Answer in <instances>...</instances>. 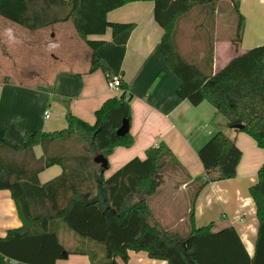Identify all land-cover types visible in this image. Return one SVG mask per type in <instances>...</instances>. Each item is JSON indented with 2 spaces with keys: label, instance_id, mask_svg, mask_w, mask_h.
<instances>
[{
  "label": "trees",
  "instance_id": "trees-1",
  "mask_svg": "<svg viewBox=\"0 0 264 264\" xmlns=\"http://www.w3.org/2000/svg\"><path fill=\"white\" fill-rule=\"evenodd\" d=\"M229 1L238 19L230 41L238 46L245 18L241 0ZM137 2L155 3V20L164 30L161 53L181 82L177 97L193 106L209 103L228 128L248 135L264 151V45L214 72L218 0H0V21L29 31L71 23L90 49L88 73L101 71L109 83L121 76L136 26L110 23L107 16ZM109 30L111 42L91 39ZM120 81V95L95 112L94 124L69 112L65 130L26 134L20 145L7 139L0 124V191L10 192L22 221V227L0 238V264H56L71 255H86L91 264H128L130 252H146L168 264H264V165L249 191L259 220L253 258L234 228L214 233L212 226H196V197L210 183L234 179L242 160V151L224 132L214 134L198 151L204 176H189L185 183L198 187L187 230L166 228L150 205L169 166L181 167L166 146L150 148L145 160L135 158L105 179L114 150L135 144L131 132L117 136L123 121L130 126L132 121L133 98ZM37 147L43 152L40 158ZM100 157L108 161L107 168L96 162ZM55 166L61 175L41 184L39 175ZM100 190L105 191L106 205L97 200ZM62 232L74 245H66Z\"/></svg>",
  "mask_w": 264,
  "mask_h": 264
},
{
  "label": "crops",
  "instance_id": "crops-1",
  "mask_svg": "<svg viewBox=\"0 0 264 264\" xmlns=\"http://www.w3.org/2000/svg\"><path fill=\"white\" fill-rule=\"evenodd\" d=\"M240 12L245 18L242 42L236 46L231 39L217 38L214 72L264 45V0H241ZM107 19L110 23L136 26L127 44L121 73L133 98L130 132L135 144L129 149L114 150L105 179L135 158L145 160L147 151L159 145L170 149L192 179L201 178L205 171L198 151L214 134L224 132L242 151V160L234 179L210 183L196 197V226H212L214 233L234 228L253 258L259 220L249 191L258 183V174L264 165V151L248 135L228 128L224 117L209 103L193 106L177 97L181 82L168 69L162 56L160 46L164 30L155 20L154 2L128 4L110 12ZM63 33L64 28L53 26L46 28L41 36L34 37L17 26L0 23V124L6 128L7 139L14 144L20 145L26 134L65 130L69 112L94 124L95 112L107 100L120 95V92L108 88L101 71L89 74L90 65L80 67L81 62L72 56L78 51L69 50L61 42ZM91 39L111 42L112 32L109 30L105 36ZM61 55L68 60L63 69L58 65ZM35 57L47 63V67L37 72L41 67L35 69V61L22 64L25 59ZM47 113L50 115L48 119ZM201 126L206 129H200ZM35 153L38 158L43 155L40 147ZM61 173L60 167H51L39 175V181L48 183ZM185 183L180 190H187ZM155 203V208L151 202L150 205L156 218L164 226H169L171 210L162 209L160 200ZM20 227L22 221L10 192L0 191V238ZM180 230H187V226ZM61 238L68 247L75 243L68 233L62 232ZM129 256L128 264H168L151 259L146 252H130ZM56 264H91V261L86 255H71Z\"/></svg>",
  "mask_w": 264,
  "mask_h": 264
},
{
  "label": "rangeland",
  "instance_id": "rangeland-1",
  "mask_svg": "<svg viewBox=\"0 0 264 264\" xmlns=\"http://www.w3.org/2000/svg\"><path fill=\"white\" fill-rule=\"evenodd\" d=\"M218 6V21H217V31H216V37L218 39H232V37L235 36L237 31V24L238 19L234 11L232 10L231 3L229 0H218L217 2ZM0 23H6L2 20ZM7 24V23H6ZM57 28H64V33L61 34V42L65 43L69 50L75 49L78 52L72 53V56L76 59H78L81 64L80 67L84 68L86 64L90 65L91 60V52L90 49L79 40L74 27L71 23H65V24H59L56 25ZM22 32L38 37L41 36L43 32H45L46 29L39 30V31H29L23 28L18 27ZM48 29V28H47ZM244 35V33H243ZM39 58V57H38ZM64 56L61 55L60 61L61 63L58 64L62 69L66 67V62L68 60L63 59ZM32 61H35L34 67L37 69L38 67H41L39 70H42L43 67H47V63L43 62L40 58L37 59H25L22 61V64L31 63ZM65 61V63H63ZM67 69V68H66ZM20 79V78H16ZM223 118V117H222ZM223 120H226L223 118ZM189 178V175L181 169L179 166H169L168 171L166 173L165 182L162 185V187L159 189L158 194L151 200V204L153 207H156V201L160 200L162 209H170L172 212L171 220L167 222V224H170L169 226H166L168 229H175L180 230L182 227L188 226V219H189V212L188 211L191 207V204L193 203L194 197L197 192V185H191L188 186L187 190L182 191L180 190V187L183 183H185ZM97 200L102 204L106 205V194L104 190H100L97 196ZM160 216V214H159ZM180 219H183L182 222H179Z\"/></svg>",
  "mask_w": 264,
  "mask_h": 264
},
{
  "label": "water",
  "instance_id": "water-1",
  "mask_svg": "<svg viewBox=\"0 0 264 264\" xmlns=\"http://www.w3.org/2000/svg\"><path fill=\"white\" fill-rule=\"evenodd\" d=\"M241 126L236 127L235 129H240ZM130 132V123L128 120H124L121 128L117 131V136L124 137ZM96 162L102 164L103 168H107L108 161L102 157L97 158Z\"/></svg>",
  "mask_w": 264,
  "mask_h": 264
},
{
  "label": "built area",
  "instance_id": "built-area-1",
  "mask_svg": "<svg viewBox=\"0 0 264 264\" xmlns=\"http://www.w3.org/2000/svg\"><path fill=\"white\" fill-rule=\"evenodd\" d=\"M121 76L115 77L112 81L108 83V88L112 91L120 92ZM50 117L49 113L46 114V118ZM200 129L205 130L206 128L201 126Z\"/></svg>",
  "mask_w": 264,
  "mask_h": 264
}]
</instances>
